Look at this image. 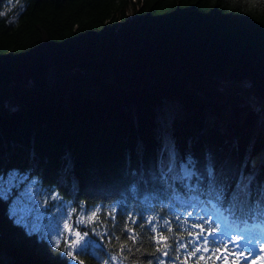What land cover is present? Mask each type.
<instances>
[{
  "label": "trees",
  "instance_id": "1",
  "mask_svg": "<svg viewBox=\"0 0 264 264\" xmlns=\"http://www.w3.org/2000/svg\"><path fill=\"white\" fill-rule=\"evenodd\" d=\"M0 13L5 174L34 163L54 176L67 157L69 187L73 175L101 186L154 160L165 126L181 153L210 149L233 168L255 159L264 173V0H0ZM124 220L113 254L127 239ZM149 236L141 253L154 252ZM0 257L53 264L6 221ZM135 264L147 261L137 253Z\"/></svg>",
  "mask_w": 264,
  "mask_h": 264
},
{
  "label": "snow or ice",
  "instance_id": "2",
  "mask_svg": "<svg viewBox=\"0 0 264 264\" xmlns=\"http://www.w3.org/2000/svg\"><path fill=\"white\" fill-rule=\"evenodd\" d=\"M160 138L154 160L142 159L114 181L94 188L81 187L74 175L69 187L66 177L73 163L67 157L54 176L34 163L10 165L5 174L0 160V225L6 221L53 264H86L85 257L96 264H124L129 256L135 264L137 253L147 264H264V225L237 229L231 223L264 206V173L256 160L233 168L210 149L200 155L181 153L167 126ZM81 195L100 203L91 209L77 204ZM118 217H125L127 239L113 254V239L120 240L115 234ZM173 224L179 232L166 235L173 233ZM144 232H150L154 252L141 253Z\"/></svg>",
  "mask_w": 264,
  "mask_h": 264
},
{
  "label": "rangeland",
  "instance_id": "3",
  "mask_svg": "<svg viewBox=\"0 0 264 264\" xmlns=\"http://www.w3.org/2000/svg\"><path fill=\"white\" fill-rule=\"evenodd\" d=\"M251 96V95H250ZM237 100V99H236ZM264 108H261V110H263ZM253 110V109H252ZM261 110L260 109H258V113H260L261 112Z\"/></svg>",
  "mask_w": 264,
  "mask_h": 264
}]
</instances>
